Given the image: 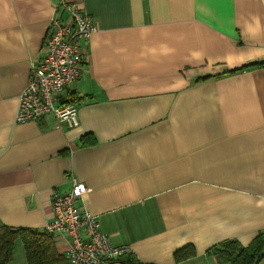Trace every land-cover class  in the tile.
Returning a JSON list of instances; mask_svg holds the SVG:
<instances>
[{
	"label": "crops",
	"instance_id": "0c3cea01",
	"mask_svg": "<svg viewBox=\"0 0 264 264\" xmlns=\"http://www.w3.org/2000/svg\"><path fill=\"white\" fill-rule=\"evenodd\" d=\"M57 1L0 0V222L44 231L76 179L135 264H216L213 245L264 238V0H70L95 25L65 98L79 124L17 123Z\"/></svg>",
	"mask_w": 264,
	"mask_h": 264
},
{
	"label": "built area",
	"instance_id": "2783aa9c",
	"mask_svg": "<svg viewBox=\"0 0 264 264\" xmlns=\"http://www.w3.org/2000/svg\"><path fill=\"white\" fill-rule=\"evenodd\" d=\"M66 13L70 21L61 17ZM95 30L91 16L70 0H58L44 39L45 52L31 62L29 80L19 94L15 121L24 123L52 114L55 127L79 124L77 105L67 101L68 87L81 77L86 63L85 48ZM87 192L73 179L66 192L54 191L53 219L45 227L51 236L66 239V264H125L132 254L127 244L114 245L101 229L99 218L78 205Z\"/></svg>",
	"mask_w": 264,
	"mask_h": 264
},
{
	"label": "trees",
	"instance_id": "16d2710c",
	"mask_svg": "<svg viewBox=\"0 0 264 264\" xmlns=\"http://www.w3.org/2000/svg\"><path fill=\"white\" fill-rule=\"evenodd\" d=\"M263 64L264 61L251 65L261 66ZM241 68L243 67L232 71ZM67 101L74 102L73 100ZM17 239L22 242L26 264H66V259L55 250L52 236L47 231H37L28 227L13 228L1 222L0 264H8L12 260L14 243ZM263 245L264 238L261 234L248 246H242L235 240L222 241L210 247L207 253L215 258L216 264H256L263 257ZM193 254L194 248L190 245L175 252L177 260L185 259ZM125 262L135 264L130 258Z\"/></svg>",
	"mask_w": 264,
	"mask_h": 264
},
{
	"label": "rangeland",
	"instance_id": "374dc122",
	"mask_svg": "<svg viewBox=\"0 0 264 264\" xmlns=\"http://www.w3.org/2000/svg\"><path fill=\"white\" fill-rule=\"evenodd\" d=\"M51 199H52V197H51ZM51 209H52V207H51ZM52 213H53V210H52ZM53 216H54V214H53ZM53 216H52V219H53ZM52 219H51V221H52ZM19 243L20 242H17V241L14 243L12 260L8 264H22L23 260L20 258V255L22 254V249L20 250Z\"/></svg>",
	"mask_w": 264,
	"mask_h": 264
},
{
	"label": "bare ground",
	"instance_id": "6f19581e",
	"mask_svg": "<svg viewBox=\"0 0 264 264\" xmlns=\"http://www.w3.org/2000/svg\"><path fill=\"white\" fill-rule=\"evenodd\" d=\"M132 257V254L129 256V257H127V259H129V258H131ZM126 261V260H125ZM125 264H126V262H125Z\"/></svg>",
	"mask_w": 264,
	"mask_h": 264
}]
</instances>
